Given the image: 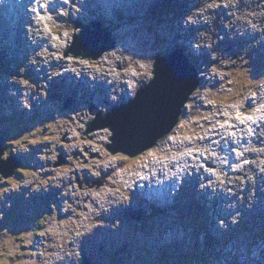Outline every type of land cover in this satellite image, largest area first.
<instances>
[{
	"label": "rangeland",
	"instance_id": "obj_1",
	"mask_svg": "<svg viewBox=\"0 0 264 264\" xmlns=\"http://www.w3.org/2000/svg\"><path fill=\"white\" fill-rule=\"evenodd\" d=\"M60 1L66 3L65 0ZM154 1L150 0L149 12L145 15L143 12L140 20L128 19L134 23L127 25L128 30L125 28L128 34L123 40L124 43L129 41L132 47L128 55L124 52L123 56H130L132 61L151 67L140 69L132 61L118 60L127 62V66L123 65V70L113 72L110 77L115 74L119 86L129 83L130 93L126 94L125 86L121 88L126 98L121 94L119 98L123 100L114 101L109 109L95 105L90 97L83 98L84 90L80 85L75 93L72 87L62 88L47 81L44 75L49 60L44 59L45 55L38 58V53L56 50L58 61H84L85 66L90 62H103V57L96 61L74 58L75 53L88 47L84 44L88 39H92L90 47L95 50L94 53L86 51L96 54L93 38L97 33L92 32L103 34L98 28L106 30L115 40L114 49L106 53L120 49L116 38L118 30L103 25L98 15L67 22L52 17L50 10L46 9L63 36L66 30L79 34L75 38L78 45L65 47L61 42L56 43L59 35L51 26L44 29L39 25L28 29L42 38L49 34L53 41H45L42 46L39 43L29 45L31 56L23 51L26 48L20 43L18 47L22 52L16 49L14 52L11 47L9 51L4 50L7 57L3 58L0 46V133L6 136L4 147L9 148L22 163L14 177L3 179L0 176V264H84L83 261L86 264H264V216L255 218L251 211L240 210L236 217L231 218L234 214L231 200L225 202L232 209L227 212L220 192L215 191L216 187L211 185L209 190L210 182H201L206 176L200 170L207 169L203 142L212 138L218 143L220 139L216 137L232 132L231 118L246 124L247 120L240 117L241 111L247 110L264 95V59L260 56L259 37L256 40L250 38L256 29L249 25L252 29L248 31L247 26L241 24L238 30H231V35L239 34V38L244 39L239 40L240 47H236L240 60L234 53L228 55L221 44V49L214 50V44L224 38H218L224 27L230 25L225 19L227 15L220 9H227V2L160 0L152 4ZM70 3L68 0V8L58 9L60 16L65 11L69 12ZM252 8H256V4ZM110 14L113 15L111 11ZM243 19L248 22V18ZM250 19L253 24H260L258 17ZM76 24L91 25V29L89 32L87 28L75 31ZM137 26L143 27L138 33H143L149 44L133 31ZM118 28L124 35L122 27ZM176 32H184L188 37L186 40L180 36L178 47L186 44L194 51L193 58L184 60L197 68L201 87L186 104L177 128L157 147L133 159L122 153L112 155L107 147L112 144L113 132L104 129L87 135L89 124L98 120L99 114L106 116L111 109L129 104L136 97L137 90L153 78L155 58L162 51H182L183 56V50H177V46L167 38H175ZM262 39L264 42V37ZM11 41L9 38L4 45ZM13 45H17L15 41ZM255 45L258 51L254 49ZM65 64L70 72L72 66ZM137 69H140V75L136 74ZM90 72L95 76L97 69ZM89 73L78 76L75 72V77L71 74L68 77H81L90 85L88 90L113 91L112 84L93 86L87 76ZM56 77L59 76H55L54 81ZM92 81H95L94 77ZM66 101L71 102L68 110L63 107ZM257 110L253 107L247 111L253 120H258L256 124H263L264 112ZM245 130L255 134V128ZM243 149L245 153L252 150L255 155L263 153L260 159L264 163L262 148L256 146L251 150L246 146ZM212 153L217 156L214 151ZM183 156L191 159L189 161L195 169L191 172L188 167L185 174L189 175L182 179L180 174L185 166L180 164V158ZM228 156L227 159L230 158ZM60 157L65 163L57 168ZM249 161L246 159L243 166H249ZM173 162L176 165L171 170ZM156 164H159L158 168ZM257 164L259 169L260 163ZM155 169H162L164 173L156 177V181L143 185L140 181L151 173L156 176ZM208 170L219 178L220 187L233 196L231 185L242 183L244 193L248 179L254 177L231 174V178L225 179L227 176L221 178L224 173L219 170L212 167ZM248 173H252L250 168ZM165 174H171L173 178L167 182ZM101 180L105 181L101 188L91 189L84 183ZM151 187L153 195L150 196ZM165 187L168 190L164 203L161 198L153 200V196L165 193ZM243 196L240 195L237 203L243 205ZM197 204L204 208L203 215L201 217L197 212L198 218L193 222L197 228L203 224L201 229L189 222L190 217L185 219V212ZM255 205V209L262 207ZM138 210L144 214L141 221L133 216ZM223 215L230 220H224ZM209 233L218 237V242L209 245L206 241Z\"/></svg>",
	"mask_w": 264,
	"mask_h": 264
},
{
	"label": "bare ground",
	"instance_id": "obj_2",
	"mask_svg": "<svg viewBox=\"0 0 264 264\" xmlns=\"http://www.w3.org/2000/svg\"><path fill=\"white\" fill-rule=\"evenodd\" d=\"M48 1L52 2V0H47V2ZM71 1H72V4H76V5L71 7V10L69 13H67V15H64V17H66L67 19L69 17L73 18L76 14L79 15V17H83L86 15V12H87L90 16H92L96 13H99L100 14L99 16L101 17L102 21L103 22L106 21L107 16H106V10H105V0L102 2H101V0H71ZM222 1H225L228 4L227 9H224L221 7V10L223 11V13H225L227 15V17L225 19H228V23L230 25L224 27L225 28L224 32L222 33L221 36L218 37V38H223V36H224V38L221 39L217 44H214V50L218 51V49H221V46H222L225 48L228 55H230L231 53H234L236 55V57L240 58V60H241V57H239L238 54H236V51H237L236 47L239 46V44H238V43H240L239 40L242 41L244 39L239 38V34L231 35V30L233 29L234 31H236V30H238V25L244 24L247 26V30L250 31L252 28L249 26L248 22L244 21L243 18L258 17L260 19V24H259L261 26L260 30L256 29L255 32H253L252 36H250V38H252L253 40H256L259 37V47H260V52H261L260 56L262 59H264V42L262 39L264 37V14H261V11L264 10V0H235V2H233V0H222ZM42 2H44V0H34L32 5L34 7V5L41 4ZM149 4H150V0H126V2L123 4V6H116L115 4H113L114 5L113 9L115 10V12L117 14V20H108V23L113 27V29L118 30L116 33V38H118L117 41H118V45L120 47V49L118 51H116V53L118 55L123 56L124 52H125V54L128 55V51L132 49L129 41H125V43L123 42V40L126 39L127 34H128L127 33L128 31H125V28L127 29V25H129V24L132 25V23H134V21H129L128 19H130V20L140 19V13L142 11H144L148 7ZM253 4H256V8H254V9L252 8ZM80 5H84L83 9H80ZM60 7L68 8L67 6H65L63 4H57V9ZM76 9H79V11H76ZM126 10H127V15H126ZM122 11H123V14H125V15H122ZM36 13H37L36 10L32 11L29 9V16L27 18H20L15 24L1 22V24H0V46L3 48V53L5 56L7 55V52L4 50L8 51L9 50L8 45H10V43H8V45H4V43L8 40V37H15L16 40L24 39V37H23L24 32H25L24 25L27 23V25H29L31 27L37 26ZM250 13H256V15L249 17ZM86 16H88V15H86ZM166 17L167 16H165V18ZM197 17L202 18L203 16L197 15ZM48 24H50L52 30L57 31V34L59 35V36H57L58 39H57L56 43L61 42L62 44H64L65 38L62 35V31L58 30V28H57L58 26H53L55 24L53 21H48ZM118 26L122 27L123 32L125 31L124 32L125 36L121 35V33H120L121 28L119 29ZM133 28H134L133 31L135 33H137V35L139 37L143 38L145 41L147 40L143 33L142 34L138 33L143 28L142 26H137V27H133ZM184 32H176L175 38H173V36H172L173 39H170L169 37H167V38L170 40V42H172L173 44H175L178 47V42H179L178 40H179L180 36L186 40L188 39V37L186 36V34H184ZM215 35H217V33H215ZM30 37H31L32 41L29 43H31V44L32 43L33 44L39 43L41 46L43 43H45V41H47L49 43H51L53 41V38H51V36L49 34L44 35V38H42L40 35H35L31 32ZM27 39H28V37H27ZM91 41H92V39H88L84 44L86 46L90 47ZM146 43L149 44L148 41H146ZM220 44H221V46H220ZM25 45H26V43H25ZM15 49L17 50V52H20L18 45L15 46ZM254 49L258 51V46L255 45ZM84 50H86V49H84ZM183 50L188 55H192L189 47H183ZM132 51L134 52L135 48ZM56 54H57L56 50L49 51V52H47V54H45L44 59L49 60V67L47 69L46 74L44 75V78L53 84L55 83L58 87H62V88L63 87H72L73 91L76 93L77 86L80 85L83 87V90H84L82 97L87 98V99L90 97L89 100H91L95 105H100L103 109H109V105L112 104L114 101L118 102L120 100L121 101L123 100L122 98H119V97L120 96L122 97L121 94H123V91L121 88H123L124 86H125L126 94L130 93V91H128L129 87H130L129 83H125V84L123 83L121 86H119V85H117V82H116L117 76L114 74L113 77H110V74H112L113 72H119L120 70H123L122 66L123 65L127 66V62H121V61L116 60L115 57L104 55L103 56V62H101L99 64L90 62L88 64V66H85L84 63H82L84 61H82V62H77V61L68 62L66 60L58 61L56 58ZM43 56L44 55H40L38 58L40 59ZM65 63H68V65L72 66L70 72H69V69L65 68V66H64V65H66ZM116 66H119L117 68V70L114 69ZM137 66H139V65H137ZM139 67L141 69V66H139ZM86 68L89 69V71ZM96 69H97V72L95 73V76H94V74L91 73L90 71L96 70ZM98 69H99V71H98ZM140 69H137L136 74L140 75ZM55 71H61V72L57 73V74H53ZM64 71H67V73H64ZM75 72L78 74V76H82V74H85L86 72H88V73L90 72L87 76H88V79L90 80V82L93 83V86L103 87V86H111V84H112L113 85L112 86L113 91H108V90L98 91L97 89H95L94 91L88 90L87 86H90V85H88V83H85L81 77H77V79H75V78L72 79L71 77H68L71 75L75 77ZM55 76H59V77L55 78L56 81H54ZM93 77H94L95 81H92ZM124 77H125V72L122 73V78H124ZM130 79H131V77H130ZM110 81H111V83H110ZM120 82H122V80H120ZM126 87H127V89H126ZM141 88H143V87H141ZM258 93L262 94L260 91ZM77 94H78V91H77ZM126 94L125 93L123 94V96L125 98H126ZM111 98H112V100H111ZM101 102H103V104ZM253 107H261V108L264 107L263 99L259 100L258 102L256 101L255 103H253ZM185 109H186V107H185ZM263 110H264V108H263ZM112 111L113 110L111 109V111H109L108 113H111ZM229 120L233 124V127H231V130H233V131L238 130L239 133L243 134V136L245 137L244 134L247 133L245 130V124L239 123V121L236 118H231ZM227 130H229V127L227 128ZM261 133H262V137L260 136ZM123 136H125V134ZM258 137L260 140L256 141V144H257V146L262 147V149L264 150V124H262L258 129ZM217 138H221V136L219 135ZM225 143H227L231 147L233 145L231 138H227L224 141H222V144H225ZM199 144H201V143H199ZM203 144H204V147L207 148V150L205 152L207 157H206V159H204V162L207 164V166L215 167L218 170L223 169L224 171H227V168H228L227 166L220 168L219 167L220 164L216 163L217 161L215 160V157L213 156V153H212L213 150L209 149V146H212L210 140H206V142H203ZM220 148L221 149L220 150L218 149V151L222 152V147H220ZM254 153H255L254 150H252V152L250 154H254ZM228 157H230V158L227 159V156L225 157L228 164L238 163V158H236L235 156L231 157V155H230ZM231 159L234 161L231 162L232 161ZM255 160H256V162H259L258 157H255ZM186 162H189L188 158L183 157L182 160H180V164H184L185 167H187ZM150 164L151 163H149V165ZM156 165H157L156 168H158V164H156ZM161 165H163V164H161ZM175 165H176L175 162L171 163V165H170L171 170H174ZM152 168H155V167H152ZM164 168H165V166H164ZM189 169H190V171H192L195 168L192 165V167H189ZM263 169H264V166H263ZM200 170H201V174L206 176L204 180H201V182H203V183L204 182H212V185L216 187L215 190L222 191L225 202H229V200L233 199L232 194L226 193L225 192L226 189L220 187L221 182L218 179L208 175L206 172H204V170H202V169H200ZM247 171H248V169L244 168L243 173L245 174ZM158 172L161 174L163 171H162V169H158ZM194 172H195V170H194ZM261 172L262 171H260V169H255V173H257L255 175L256 181H250L249 182V189H248L247 195L245 196V198L247 200H248V196L251 197L253 200H255L258 197V195L253 194V186L255 183H257L260 187L259 192L260 193L264 192V171H263V173H261ZM197 174H199L198 171H197ZM165 176L167 177V179H166L167 182L169 181V179L171 177H173V175H171V174H170V176L168 174H165ZM156 177H157V175L154 176V178H155L154 181H156ZM239 187H241V186L237 185V187H232L236 195H239L242 193L239 190ZM149 193H150V196L153 195L152 191ZM159 196H161V197H159ZM157 198H161L162 203H164V201H165L164 195L162 196V194H161V195L153 196V200H157ZM217 198H218V196H217ZM224 206L226 207L227 212L232 210L230 208V206H228L227 204H224ZM254 206H256L255 203H253V207ZM202 209H203V207H202ZM226 210H225V212H226ZM261 212L264 213V203L262 204ZM230 217H228L226 219H229ZM117 241L118 240H116V242Z\"/></svg>",
	"mask_w": 264,
	"mask_h": 264
},
{
	"label": "water",
	"instance_id": "obj_3",
	"mask_svg": "<svg viewBox=\"0 0 264 264\" xmlns=\"http://www.w3.org/2000/svg\"><path fill=\"white\" fill-rule=\"evenodd\" d=\"M92 33H97L93 38L96 42V54L85 50L75 53L76 57L98 60L105 52L114 48L115 41L110 35L105 32L100 34L98 31ZM75 43L78 45L77 41ZM90 49L92 52L95 50L92 47ZM184 59L179 51L159 54L150 83L140 88L129 104L115 107L106 116L99 114L98 120L89 124L86 134L110 129L113 132L110 139L112 144L107 148L112 155L122 153L135 158L155 148L159 141L169 136L178 126L186 104L201 85L196 67ZM69 106L70 102L66 103L65 108ZM131 142L136 145H126ZM3 143L4 135H0V176L9 179L16 175L22 163ZM5 154L6 158L3 159ZM59 160L56 167L65 163L61 157ZM103 184L104 181H100L92 187L99 188Z\"/></svg>",
	"mask_w": 264,
	"mask_h": 264
},
{
	"label": "clouds",
	"instance_id": "obj_4",
	"mask_svg": "<svg viewBox=\"0 0 264 264\" xmlns=\"http://www.w3.org/2000/svg\"><path fill=\"white\" fill-rule=\"evenodd\" d=\"M44 2L46 4L47 0H44ZM65 2L67 3L68 0H65ZM233 2H235V0H233ZM41 6L43 7L44 4H42ZM212 6H214V5H212ZM76 11H79V9H76ZM63 14L67 15V11H65ZM261 14H264V10L261 11ZM255 15H256V13H250L249 17L255 16ZM191 19L192 18L189 17L190 21H191ZM50 20H51V16L47 13V11H45V14L43 16H41L39 14V12H37V14H36V23L40 24L44 29H49L48 21H50ZM248 23H249V25L251 27H253V28L257 29V30H260V26L257 25V24H253L250 18H248ZM78 35L77 34H73L71 32V30H66L64 32V38H65L64 39V46L65 47H71L73 44H75V37H77ZM38 55H45V53H38ZM106 55L115 57L116 60L123 59V60H127V61H132V57L127 56V55L120 56L116 52H108V53H106ZM132 62L137 64V65H139V66H141V67H145V68H150L151 67V65H141L139 61H132ZM245 63H247V61H245ZM132 86L134 87V85H132ZM248 119H252V117L249 116Z\"/></svg>",
	"mask_w": 264,
	"mask_h": 264
},
{
	"label": "trees",
	"instance_id": "obj_5",
	"mask_svg": "<svg viewBox=\"0 0 264 264\" xmlns=\"http://www.w3.org/2000/svg\"><path fill=\"white\" fill-rule=\"evenodd\" d=\"M154 210V209H153ZM143 212L142 211H137V214L133 216L137 219V220H141V218H143ZM84 264H86V261H84Z\"/></svg>",
	"mask_w": 264,
	"mask_h": 264
}]
</instances>
